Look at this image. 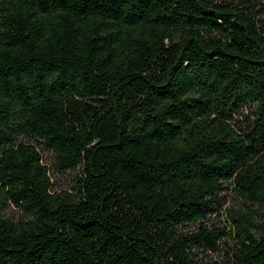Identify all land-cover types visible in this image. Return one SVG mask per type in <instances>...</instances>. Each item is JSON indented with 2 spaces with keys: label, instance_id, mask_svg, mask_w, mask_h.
Wrapping results in <instances>:
<instances>
[{
  "label": "trees",
  "instance_id": "1",
  "mask_svg": "<svg viewBox=\"0 0 264 264\" xmlns=\"http://www.w3.org/2000/svg\"><path fill=\"white\" fill-rule=\"evenodd\" d=\"M0 264H264V0H0Z\"/></svg>",
  "mask_w": 264,
  "mask_h": 264
},
{
  "label": "rangeland",
  "instance_id": "2",
  "mask_svg": "<svg viewBox=\"0 0 264 264\" xmlns=\"http://www.w3.org/2000/svg\"><path fill=\"white\" fill-rule=\"evenodd\" d=\"M252 109L246 110L243 112L244 117H247L250 115ZM244 119H241L240 121H243ZM19 140L21 141H26L34 144V141L32 139H28L25 137H20ZM39 149V148H38ZM41 157H42V162L49 167V175H50V180L52 183V190L53 191H68L75 185V179L78 175L76 172H66V171H59L55 168H53V164L51 161V154L48 151L45 150H40ZM225 207H233L236 209V207L239 205V202L234 199V197L230 193L225 194ZM3 216L10 221H17L20 219H23V216L15 209L12 207H8L3 211ZM214 217V216H213ZM211 218V223H214L215 225L219 226L221 225L223 219L220 216H216L214 218ZM223 253V248H220L218 252L215 253H206L205 257V262L207 263H213L217 262L219 257Z\"/></svg>",
  "mask_w": 264,
  "mask_h": 264
}]
</instances>
